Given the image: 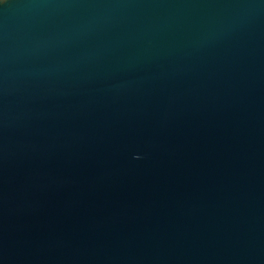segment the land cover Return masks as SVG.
<instances>
[{
    "label": "water",
    "instance_id": "water-1",
    "mask_svg": "<svg viewBox=\"0 0 264 264\" xmlns=\"http://www.w3.org/2000/svg\"><path fill=\"white\" fill-rule=\"evenodd\" d=\"M0 264H264V0H0Z\"/></svg>",
    "mask_w": 264,
    "mask_h": 264
}]
</instances>
